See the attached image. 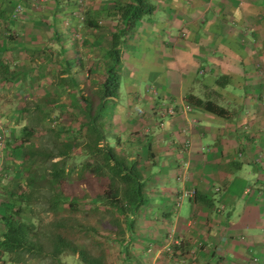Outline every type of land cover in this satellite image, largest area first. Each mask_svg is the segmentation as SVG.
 Returning a JSON list of instances; mask_svg holds the SVG:
<instances>
[{
    "label": "crops",
    "instance_id": "crops-1",
    "mask_svg": "<svg viewBox=\"0 0 264 264\" xmlns=\"http://www.w3.org/2000/svg\"><path fill=\"white\" fill-rule=\"evenodd\" d=\"M148 1L151 13L122 32L121 12L132 0H84V24L76 0H0V163L13 170L16 140L43 126L47 107L68 115L66 131L71 123L79 130L117 65L118 95L104 102L100 120L103 144L139 163L147 202L139 214L173 213L182 191H195L186 219L178 211L158 222L180 225V247L164 235L136 234L123 239V255L132 264H252L255 257L264 264V0ZM166 103L177 114L164 120ZM184 105L192 111L182 112ZM144 112L147 137L135 133Z\"/></svg>",
    "mask_w": 264,
    "mask_h": 264
},
{
    "label": "trees",
    "instance_id": "trees-1",
    "mask_svg": "<svg viewBox=\"0 0 264 264\" xmlns=\"http://www.w3.org/2000/svg\"><path fill=\"white\" fill-rule=\"evenodd\" d=\"M132 2L135 6L125 5V9L121 12L124 13L122 21L127 23L122 32L129 29L130 24L139 20L144 14L151 13L148 0H132ZM113 38L116 42L117 37ZM118 71L117 65L107 70L106 81L99 91L100 104L94 110L90 108L89 111L81 114L79 140H74L79 141V145L83 146L85 157L90 158L89 161H84L79 166L76 174L81 180L92 178L101 183L102 190L96 194L95 203L101 202L108 208L110 212L108 214L112 216V227L116 229L118 236H124L125 231L119 224V217L126 222V231L131 232L135 226L133 219L147 205V202L144 193V178L139 172V163L129 157L118 155L114 147L103 144L108 138L103 133L100 120L104 102L118 95L120 85ZM187 100L211 114L225 115L223 109L211 102H202L192 97ZM31 136L28 132L23 137L24 140H28ZM64 142L58 149H55L56 153L44 148L41 150L31 148L23 156L20 169L28 174L29 193L16 197L15 202L9 203L11 209H5V213L0 215V256L8 257L13 263L24 264L26 256L46 253L51 258L52 264H65L62 262L64 257H76L80 264H106L102 253L91 255L90 249H87L88 247L83 243L88 239L83 236L85 233H90L92 230L99 234L102 228L97 230L95 227L97 223L92 225L88 219L83 220L77 216L76 203H73L68 191L54 190L55 187H61L63 181L73 173V171L66 172L59 162H53L55 159L68 157L71 143ZM45 181L49 188L46 195L40 197L38 192ZM92 192V188L83 190L76 198L84 199ZM39 199L45 201L46 207L38 213L36 207L39 208L37 203ZM43 213L51 217L48 224L50 236L48 240H44V243H36L31 237L30 223L39 216L38 214ZM93 213L101 225L100 211L95 208L91 214ZM71 229L74 231H69ZM105 230L109 232V228Z\"/></svg>",
    "mask_w": 264,
    "mask_h": 264
},
{
    "label": "rangeland",
    "instance_id": "rangeland-1",
    "mask_svg": "<svg viewBox=\"0 0 264 264\" xmlns=\"http://www.w3.org/2000/svg\"><path fill=\"white\" fill-rule=\"evenodd\" d=\"M76 1L78 4L77 13H76L77 22L79 23V19L82 17L83 22L81 24H84L86 20V16L85 13L79 11V5L82 6L84 5L85 2L84 0H76ZM64 25L69 27V24L67 23ZM124 103L125 105H128L129 104L128 99H126ZM161 107L162 109L159 111V117L164 120L167 118H171L164 116L166 115L165 113L167 112V109L174 106L167 105L166 103L164 106ZM175 109L177 110V107H174V110ZM176 110L175 113L177 114ZM153 115L154 114H152V116ZM135 119H137V122H139V126L135 129V133L137 132V134L138 133L142 134V137H147L146 136L147 133H145L144 129L146 127H149V124L151 123V115L149 113L144 112L140 115L138 114ZM29 124L31 125V122L28 123V126ZM69 124L70 123H69L68 115H64L63 117H61L56 111L52 110L51 107H47L43 126H41V122H40L39 124L40 129L34 131V133L30 132L32 135L30 137L31 140H27V139L22 140L21 143L17 142L19 141V139L16 140V145L14 149H16L17 151L14 154L12 153L11 156H13L15 158L13 159L18 163L17 164H15V162L13 163L12 165L13 170H11L12 163L9 164V161L8 164H6V166H5V162L0 163V168L2 169V171L0 170V190L3 189V187H5L6 190L9 189L8 191L13 190V192L10 193L9 195L7 194V196L6 193L4 192L1 193L3 196L0 195V215L1 214L3 215V213H5V209L7 208L11 209L9 203L15 202L17 200L16 197L29 193V187L27 184L28 174H26L24 171H21L20 169L23 156L25 155V153L31 148L37 150L38 149L41 150L44 148L48 151L56 153L55 149L56 148L58 149L60 145L65 143L64 141L66 142L68 141V143H71V150L68 151L69 152L68 157L64 159L58 158L55 159L53 162L56 161L59 162L60 164H62L61 167L64 168L66 172L73 171V173H71L70 176H68V178H66L63 181L61 187L59 186L55 187L56 189L54 190L55 191L61 190L64 192L68 191L69 194L71 195L70 198L73 199V203H76L75 210L78 214L77 216L81 217L83 220L88 219L92 225L97 223L98 225L95 226L97 230H99V228H102V231L99 234L91 230L90 233H85L83 235L88 238L87 240H84L85 242L83 243L86 245V247H88L87 249H90L91 255H95V254L99 255V253H102L105 256L106 264H124V263L132 264L131 262H133V260L129 258L128 254L123 255L124 249L127 250L129 249V248H124L123 245V239H125V237L127 238V236L130 237L131 235L137 234L148 237L149 236L156 237V236L164 235V239L166 238L167 240H168V236H171L173 238L174 237L182 238V233H181L182 228L178 223L177 226L174 222L172 223L165 222L158 225L159 220H162L164 215L169 216V219L173 220L174 215H177L178 211H179L178 216L180 218L186 219L188 217L190 203L187 200V198H185L183 199L185 201L184 204L182 205L183 200L180 203L181 194L179 195L178 202H176L174 206L173 213H171L170 210L166 209L163 211H159L157 214H155L156 216L154 217L150 211L144 210L140 214H138L136 218H134L135 226L133 230H131V232L126 231L125 229L126 222L125 221L123 222L122 219L119 217L120 220L119 224H121V226L124 228L125 233L124 236H118L116 229L112 227L113 226V223L111 224L112 216L108 214L110 213L108 208H106L101 202L95 203L96 194L102 190L101 183L94 181L92 178H86L84 180H81L80 176L76 174V170H78L79 166L84 161H89L90 158L85 157L86 154L84 153L83 146L79 145V141H78L79 130H76L77 125L71 123V127H70L71 130L70 129L68 131L65 130L66 128L64 127V125H69ZM130 133H134V132H130ZM74 139H78V140L75 141ZM3 148L4 145L2 146V149ZM142 150L143 151H140L141 154H146L147 150L144 148ZM14 167H16V169ZM6 168L8 169L10 168V170H8V172L6 171L5 173H3V170L5 171ZM48 188L49 187L47 181H45V183H42L41 188L39 189L38 192L39 196L40 197L45 196L46 192L48 191ZM89 188H92L93 190L91 194L87 195L84 199L76 198V196H79L83 190L86 189L88 190ZM37 203L39 205V208L36 207L38 213L40 211L45 210L46 203L43 199H39ZM94 207L97 208L101 213V217H102L100 220L101 225H99V221L95 217L94 213L91 214L95 209ZM38 215L39 216H37L36 219L32 220L30 223L32 227L31 237L36 241V243H44V240H48L49 239L48 237L50 236V229H48V224L51 217L48 216L47 213L38 214ZM143 218H145L150 223L148 224L145 223L142 225V227H139L137 224L139 220L141 221L140 223L144 222L145 219ZM172 226H176L175 229ZM108 228H109V232L105 230ZM69 231H74V230L71 229ZM166 244H168V242ZM137 246H139V243H137ZM153 248H151V246H147L146 248H144V251L152 252L154 250ZM147 254L150 255V253ZM254 259H256V263L258 264V258L255 257ZM2 261L4 263L10 262V264H12V262L9 260L8 257H5V259H3ZM62 262L65 264H80L75 257H64L62 258ZM24 264H52V261L51 258L48 256V254L45 253L43 255L38 254V255L26 256V262Z\"/></svg>",
    "mask_w": 264,
    "mask_h": 264
},
{
    "label": "built area",
    "instance_id": "built-area-1",
    "mask_svg": "<svg viewBox=\"0 0 264 264\" xmlns=\"http://www.w3.org/2000/svg\"><path fill=\"white\" fill-rule=\"evenodd\" d=\"M80 2V1H79ZM80 6V5H79ZM82 17L79 19V23L81 24L83 21H82ZM75 38L78 40V41H81L82 38L80 37V35H76ZM192 111V107L186 105L182 108V112L184 113H190ZM166 114V115H165ZM164 117H172L174 115H176L175 113V110H174V107H170L167 109V112L165 113ZM185 132H187L185 130ZM5 144V141L3 140L2 137H0V150H2V146ZM195 195V191L194 190H183L181 195H180V198L181 199H185V198H193ZM182 244V240L181 239H177V238H173L171 236H168V246H171V245H174L176 247H180ZM169 251V250H168ZM252 264H255L256 263V259H253L252 260Z\"/></svg>",
    "mask_w": 264,
    "mask_h": 264
}]
</instances>
